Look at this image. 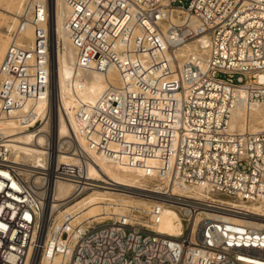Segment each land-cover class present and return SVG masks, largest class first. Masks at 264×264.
I'll use <instances>...</instances> for the list:
<instances>
[{
	"label": "built area",
	"instance_id": "1",
	"mask_svg": "<svg viewBox=\"0 0 264 264\" xmlns=\"http://www.w3.org/2000/svg\"><path fill=\"white\" fill-rule=\"evenodd\" d=\"M65 1L77 65L119 75L78 110L84 143L165 185L148 209L74 224L66 215L39 241L50 183L72 184L73 198L92 185L88 152L72 136L59 147L47 133L39 167L13 145L15 132L42 124L28 101L50 93L48 0H19L0 63V122L15 123L0 133V264H264V226L230 221L263 218L230 202L264 209V0ZM30 26L25 47L18 40ZM241 101L243 129L232 127ZM164 208L179 216L176 235L157 228Z\"/></svg>",
	"mask_w": 264,
	"mask_h": 264
},
{
	"label": "bare ground",
	"instance_id": "2",
	"mask_svg": "<svg viewBox=\"0 0 264 264\" xmlns=\"http://www.w3.org/2000/svg\"><path fill=\"white\" fill-rule=\"evenodd\" d=\"M13 3V2H12ZM7 4L4 3V6ZM1 11L9 12L6 7H1ZM69 12V5L65 0H48V22L46 28L51 34V26H53V44H50L49 70H50V93L48 100L45 101H28L27 107L30 106L33 113V123L36 120H42V128L38 130H21L14 133V147L22 154L23 161L30 162L33 167H39L40 158L42 156L43 147L51 134V140H57L58 145H62L67 141V137L72 136L73 145L77 148V142L84 146L88 152L87 176L91 183L89 192L83 197L73 199L72 184L67 182L50 183L48 189L44 192L46 201L42 212L38 239L43 241L45 238H53L58 231L61 220L68 215L72 224L80 222L78 219L87 214L90 220H104L108 214L117 213L124 215L123 199L115 198V195L122 193H140L148 199H159L162 196L161 188L164 181L160 179V183H155L159 179H155L154 175H147L140 168H130L120 163H116L109 158L100 154L99 151L88 147L84 143L81 131L77 128V112L83 105L95 104L106 88L111 84H119V75L113 67H109L105 72L92 68H83L77 65L75 52L71 45L69 36L65 28V20ZM13 22L17 21L15 14L11 13ZM16 18V19H15ZM44 27V23L42 24ZM27 39L20 38L19 44L30 47L34 40L33 28L27 27L23 36ZM51 37V35H50ZM8 36L0 39V63L3 59L11 40ZM203 43V39H200ZM57 44V47H56ZM62 44V48L60 47ZM187 48L190 43L185 45ZM55 48V52L54 49ZM54 55L55 67H53L52 58ZM252 109L259 111L258 107L253 105ZM46 112V113H45ZM245 107L242 101L232 112V117L237 123H232V127L239 125L243 129V121L247 118ZM51 123V124H50ZM15 123L12 118L7 121L0 122V133L12 132ZM46 126L49 129L46 132ZM76 139H75V138ZM63 155V154H61ZM66 160V155L61 156ZM151 163V162H150ZM153 163V162H152ZM34 183L38 188H42V178L34 176ZM154 181L153 185H150ZM162 183V184H161ZM165 185V184H164ZM153 188H151V187ZM172 185H170L171 187ZM177 185H173V191H179ZM124 195V194H123ZM115 198V199H114ZM115 200L116 203H106L105 200ZM143 200H145L143 198ZM135 203V202H134ZM234 206H245L249 213L263 216V218L249 217H232L230 221L239 225H244L252 229L263 227L264 209L256 205H246L242 202H230ZM138 204V203H137ZM144 207H148L143 202ZM108 205L112 206V211H108ZM150 206V205H149ZM167 209L161 212L160 222L157 228L162 233L176 235L180 231L181 222L176 211L173 210L174 216L167 214ZM112 216V215H111ZM214 216V215H213ZM52 219L56 220L52 225ZM261 223V224H260ZM38 250L35 249L32 254V262L35 261Z\"/></svg>",
	"mask_w": 264,
	"mask_h": 264
},
{
	"label": "rangeland",
	"instance_id": "3",
	"mask_svg": "<svg viewBox=\"0 0 264 264\" xmlns=\"http://www.w3.org/2000/svg\"><path fill=\"white\" fill-rule=\"evenodd\" d=\"M13 2V3H12ZM4 3H6L7 5L6 6H4ZM3 8V7H6V8H8L9 9V11H10V13L8 12H5V11H1V9H0V39L1 38H4V36L6 35V36H8L9 38H10V34H9V31L11 30V29H13L14 27H15V25L17 24V21L16 22H13V19L11 18L12 16H11V13H13V14H15V17L17 18V15L20 13V11H21V6H20V2H19V0H0V8ZM15 18V19H16ZM8 38V39H9ZM10 40V39H9ZM56 47H57V44H56ZM60 47L62 48V44H60ZM189 49H195V43H190V46L188 47ZM54 50V52H55V48L53 49ZM51 124V123H50ZM40 128H42V126H41V124L40 125H37V127H36V130H38V129H40ZM46 132H48L47 130L49 129V131H50V128H49V126H46ZM48 133H50V132H48ZM28 164H30V162H28ZM155 178V177H154ZM155 179H159V178H155ZM152 183L150 184V185H152V186H154L153 185V183H154V181H151ZM160 183L161 181H160V179L159 180H157V181H155V183ZM162 184V183H161ZM164 184L165 183H163L162 184V186H164ZM151 187V186H150ZM151 188H153V187H151ZM93 190H90V189H88V190H86L84 193H82L80 196H78L77 198H80V197H83V196H85L86 194H88L89 192H92ZM140 193H143V192H140ZM140 193H137V194H135V193H122V195H115L114 197L115 198H121V199H123V204H124V206H126V207H124V209H123V213H125V214H128V213H130V211L133 209L132 207H137V208H141V209H148L149 208V205H151V203L155 200V199H148L147 197H144L143 195H141ZM124 194V195H123ZM114 198V199H115ZM143 198L145 199V200H143ZM73 199H76V198H73ZM105 200V202L106 203H116V201L115 200ZM135 202V203H134ZM143 202H146L147 204H148V207L146 208V206L144 207V204H143ZM138 203V204H137ZM108 211H112V206L111 205H108ZM175 211V210H174ZM167 214L168 215H170V216H174V213H173V210H172V208H169V209H167ZM112 215V216H111ZM119 214H117V213H111V214H108L107 215V218L106 219H102V220H95V221H109L110 219H112V218H115L116 216H118ZM88 218H87V214H84V215H82L79 219H78V221L79 220H81V221H83V220H87ZM89 220V219H88ZM91 220V219H90ZM54 222H56V220H54V219H52V225L54 224ZM61 222H62V220H61ZM261 224V223H260ZM263 226H264V222H263V224H262Z\"/></svg>",
	"mask_w": 264,
	"mask_h": 264
},
{
	"label": "water",
	"instance_id": "4",
	"mask_svg": "<svg viewBox=\"0 0 264 264\" xmlns=\"http://www.w3.org/2000/svg\"><path fill=\"white\" fill-rule=\"evenodd\" d=\"M51 43L53 44V26H51ZM52 63H53V67H55V60H54V55H53V58H52Z\"/></svg>",
	"mask_w": 264,
	"mask_h": 264
}]
</instances>
